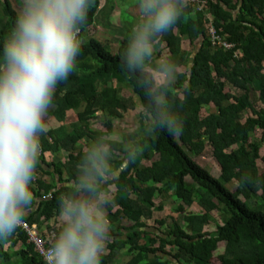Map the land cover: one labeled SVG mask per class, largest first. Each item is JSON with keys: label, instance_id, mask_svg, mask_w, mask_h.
Instances as JSON below:
<instances>
[{"label": "trees", "instance_id": "1", "mask_svg": "<svg viewBox=\"0 0 264 264\" xmlns=\"http://www.w3.org/2000/svg\"><path fill=\"white\" fill-rule=\"evenodd\" d=\"M59 1L63 11L53 31L47 27L50 8L39 10L37 0H16L21 15L11 0H0V153L5 161L15 154L8 150L14 143L4 122L6 102L14 116L28 117L30 135L15 130L17 141L30 151L41 148L17 162L19 176L32 184L0 171L13 185L10 192L0 185V264H46L6 214L15 211L32 223L36 212L49 218L61 211L66 197L77 207L73 222L54 240L65 251L64 264H113L120 247L132 254L127 264H264V0H206L202 10L189 0H147L148 14L163 21L151 33L144 31L148 17L137 28L124 29L115 52L96 38L102 0ZM209 25L234 47L213 48ZM64 31L66 43L58 40ZM183 37L193 46L203 39L194 56ZM137 44L161 49L148 52ZM160 58L165 65L155 64ZM37 62L44 67L26 70ZM172 62L187 70L179 71L174 84L158 86L149 69L168 71ZM127 87L139 99L141 116L150 119L128 146L111 138L113 121L132 110L123 95ZM22 91L31 94L35 107H52L61 126L44 131ZM98 114L105 116L106 130L94 129ZM14 122L20 123L16 117ZM62 149L70 152L67 161L45 159L46 151ZM205 153L214 172L196 159ZM34 167L52 183L34 180ZM110 185L116 190L104 207L112 222L126 217L118 228L127 240L109 243L106 255L93 257L84 246L98 243L94 240L106 232L95 216L86 226L83 220L93 195ZM27 190L34 195L17 194ZM48 194L51 198L27 216L35 197ZM155 195L162 198L157 204ZM170 196L179 213L195 199L203 211L185 217L186 226L174 216L161 217L157 210ZM216 213L221 221L206 231ZM17 241L26 249L11 254L5 247L11 244L13 251ZM14 254L16 263L10 262Z\"/></svg>", "mask_w": 264, "mask_h": 264}, {"label": "crops", "instance_id": "2", "mask_svg": "<svg viewBox=\"0 0 264 264\" xmlns=\"http://www.w3.org/2000/svg\"><path fill=\"white\" fill-rule=\"evenodd\" d=\"M55 2H61L59 0H54ZM115 0H102L101 3V10L99 13V18L97 21V32L100 31L99 28H102L103 31L105 28L108 27L110 33H112V36H114L115 38H117L118 40H120V38L122 37V35L124 34V27L123 28H117L114 23L109 22L110 19H115L112 18L113 17V8L109 7V3L114 2ZM148 2L147 0H135L131 5L128 6V9L131 10V12H129V15H132L133 17H138V21L139 23L134 25L136 28L139 26V24H142L145 22V18L148 17V31L147 29H145L144 27V31L145 32H152L153 26H157V24L161 21H163V17H160L158 14L155 13H149L148 14ZM104 13V19H101L100 16L101 14ZM132 26V27H134ZM147 27V26H146ZM117 33L119 34V36H117ZM117 40V41H118ZM183 46L185 48V50L187 51H191L193 52V55L199 50L200 46L202 45V41L203 39L199 40L196 42L195 44V48L194 49H190L188 48V46H192L190 44V40H188L187 37H183ZM186 43H188V46H186ZM137 46L139 48L145 49L148 52H153L155 49V47L152 46H142V44H137ZM163 48V47H162ZM161 49V48H159ZM158 49V50H159ZM157 54H153V58L157 57ZM165 60V58H164ZM171 69H169L168 71H166V73L170 74L172 70H174V67H177L180 69V72L183 73L184 71L183 68H185V70H187V67H184L180 64H176V63H171ZM162 66V65H161ZM149 71H153L150 70ZM179 72V73H180ZM27 94V93H26ZM23 97V95H22ZM28 97V101H24V102H28L30 104L33 105V112L34 114H36L38 116V123L39 124H43L42 125V129L44 131H48L50 128L52 129H57L59 128V122H57L54 117H52V113L54 112V109L50 106H44V107H35V105L33 103H31V98L29 96ZM31 101V102H30ZM5 118H4V122L7 125V130L10 133L9 137L10 139H12L13 143H14V148H8L9 152H14L15 154L12 155L11 157H8L5 160H3L1 153H0V171H3L4 174H7L8 177L12 178L14 180V176L15 177H19V183H21L22 185H29L32 184V180H29L27 178H22L19 175V171L17 170V162L19 160L24 161L26 159H28L29 157H31L35 151L36 154H40L41 153V148H39L38 146H34V151H30L27 148H25L24 144H20L17 139L14 136V132L15 130L23 132L25 135H30V131L27 130L24 122L28 119V117L25 115L24 118H22L21 114H17L16 116H14V113L11 112V110L9 111V104L6 102V113H5ZM15 117L17 118V121L20 122L19 125H16L14 120ZM58 123L57 128H54V124ZM13 125V126H12ZM40 125V126H41ZM48 125V126H47ZM10 126H12V128H10ZM1 133V132H0ZM34 134L36 135V133L34 132ZM1 137V136H0ZM70 155V152L67 150H61L59 152H51V151H46L44 156L45 159L47 161H67L68 156ZM44 168L49 169L51 171H54V167H49L48 165L44 164L43 165ZM33 179L35 180L37 177H41V180L45 183V184H50L53 181V178L50 175H44L43 173H39L35 170L34 167V172H33ZM120 173V170L116 171V173L114 174L115 176H117ZM0 185H2L7 191H11L13 190V185L9 184L6 182V180L0 176ZM65 177H67V175H65ZM57 181V178H56ZM67 184V183H66ZM71 184H75L74 182H71ZM58 185H62L61 183H58ZM78 187H81V184L78 185ZM55 189V188H54ZM116 190L115 185H110L108 186V188L106 190H104L101 193H96L93 195V197L90 200L89 203V208L87 210V216L84 220H83V225L86 226L89 223V219L91 216H95L97 219H99L102 222V225L104 227V230L106 232V236H100L99 238H96L94 240V242L99 241L96 244H88L84 246V251L87 252V254L92 255L93 257H96L98 254H107L109 252L108 250V244L112 243L114 241H126L127 240V233L122 230L119 229V220L121 222L126 220V217L123 216V214H120L118 216V220L112 222L109 218H108V211L107 209L104 207V202L106 200L111 201V193L113 191ZM42 192L44 191L43 189L41 190ZM17 194L23 195H34L33 192L27 190V191H17ZM51 194L48 195H43V196H39V197H35L36 202L34 203V206L32 209H29L27 211V216L35 213L34 211L38 208V205L40 203V201H45L47 199L51 198ZM134 195H132L133 197ZM43 197H47L46 199H42ZM66 200V206L59 212H54L53 215L49 218H44V216H40L38 214V212H36L34 214V222L30 223L31 226H33L45 239H48L50 236L51 232H54L56 234V237L54 240H56L57 238V232L59 230H62L66 225H68V223H72L73 222V216H72V211L77 207V203L76 201L70 200L69 198H65ZM116 209V206L115 208ZM9 215H13L14 217L20 218L15 211L13 212H9L8 214H6V216ZM144 219H146V217H143ZM22 219V218H21ZM13 222V221H12ZM13 226L14 223H13ZM19 228V227H17ZM20 229V228H19ZM20 231H22L24 234L25 232L23 230L20 229ZM114 235H118V236H114ZM63 238V237H62ZM19 242V243H18ZM93 245V246H92ZM7 248L11 254H13L14 252L16 253V251L18 250H23L26 249V245L22 242V241H17L16 246L13 248L11 247V244H8ZM116 255L113 259V264H127L129 262V260L132 257V254L128 251V247H120L118 249H116ZM19 258H15V254L13 255L12 259L10 260V262H18ZM9 262V261H8ZM67 264H71L68 263Z\"/></svg>", "mask_w": 264, "mask_h": 264}, {"label": "rangeland", "instance_id": "3", "mask_svg": "<svg viewBox=\"0 0 264 264\" xmlns=\"http://www.w3.org/2000/svg\"><path fill=\"white\" fill-rule=\"evenodd\" d=\"M37 1H38L37 7L39 10L46 11L50 8L49 10L50 19H49L47 27H50V29H53V31H55L56 25L62 16V11H63L62 3L61 2L57 3L55 1L50 2L49 0H37ZM134 1L135 0H115L114 2L109 3L108 6L113 8L114 15L112 18H115V19H110L109 22L114 23V25L117 28L124 27L125 31H127V29L129 28L131 29L132 26L138 24L139 18L129 15V12H131V10L128 9V6L131 5ZM11 2L13 6H16V0H11ZM16 10L20 13V15L22 14V9L20 7L16 6ZM100 18L104 19V13L101 14ZM99 29L100 31L97 32L96 38L107 43L111 47L112 51L115 52L118 46V41H117L118 39L112 36V33H110L108 27L105 28L104 31L102 28H99ZM145 29H147L148 31V26L145 27ZM62 34L63 35L61 37H58V40L66 43L67 42V38L65 36L66 31H64ZM117 36H119L118 33H117ZM186 46H188V43H186ZM194 46L192 47L189 45L188 48L194 49L195 48ZM165 62L166 61L164 60V58H160L159 60L155 61V64H157L158 66H161V65L163 66L165 65ZM44 65H45L44 62H37L33 65H30L26 70L29 72L33 70L42 69ZM164 71L165 69L161 71H150V72L154 75L155 79H157L158 86L162 84H174L177 80V75L179 74L180 69L177 67H174V70H172L170 74ZM182 71L185 72L186 71L185 68H183ZM234 93H239V92L235 89ZM22 95H23L22 101H28L27 96L31 97V94H26L25 91H22ZM123 95L125 99L132 102V105H131L132 110H130V114L127 113L122 118L113 121V133L111 135V138L118 140L120 142H123L126 146H128L135 140L140 139L139 137L140 130L141 128H143L144 124H146L148 128V122H150V119L149 117L147 118V117L141 116L143 109L141 105L139 104V99L132 93L129 87L124 89ZM255 98L257 99V97ZM30 105H31V108H33V105L32 104ZM104 120H105V116L103 114H98L96 118L94 119V129L98 128V129L106 130L104 129V126H103ZM62 123L69 124L68 121H64ZM12 126H10V128H12ZM53 126L54 128H57L58 123H55ZM59 126H61V123H59ZM261 136H262V133L258 132L257 137L260 138ZM206 153L203 154L202 156L196 157V159L204 167L210 170L212 169V171L214 172V168H215L214 162L210 157L206 155ZM228 185L229 187L232 188L233 186H235V181L234 183H228ZM132 195L135 196L137 194L134 193ZM161 199L162 198H160L159 195H155L154 198L152 197V200L154 201L155 204H157V202ZM163 203H164L163 209L160 211L157 210V213L160 214L161 217L163 215V216H166L167 218H170L171 216L178 218L179 222L182 223V226H186L185 217L187 219L188 216L197 214L198 212L203 211V209L198 204L196 199L194 203L188 206L187 209L182 213H179L176 211L177 202L174 196L168 197L167 200H165ZM220 215L221 214H218V213L214 214L215 221H212L211 227L207 226L205 228L206 231L214 230L215 223L221 221ZM149 222H150V225H153L154 220L151 219L149 220ZM164 229H167L166 223H165Z\"/></svg>", "mask_w": 264, "mask_h": 264}, {"label": "built area", "instance_id": "4", "mask_svg": "<svg viewBox=\"0 0 264 264\" xmlns=\"http://www.w3.org/2000/svg\"><path fill=\"white\" fill-rule=\"evenodd\" d=\"M191 3H195L198 10H202L207 4L206 0H189ZM209 37L212 42L213 48L222 46L225 49H230L234 46L230 43H226L217 35L216 28L213 25H209ZM1 141V137H0ZM8 218L13 221L16 227L23 230L27 236L28 243L32 244L37 253L42 257L46 264H64L65 263V251L62 247L54 245V239L56 234L50 233L48 239L43 236L33 227L30 223L24 219L9 215Z\"/></svg>", "mask_w": 264, "mask_h": 264}, {"label": "water", "instance_id": "5", "mask_svg": "<svg viewBox=\"0 0 264 264\" xmlns=\"http://www.w3.org/2000/svg\"><path fill=\"white\" fill-rule=\"evenodd\" d=\"M1 178V177H0ZM47 197H43L42 199H46Z\"/></svg>", "mask_w": 264, "mask_h": 264}]
</instances>
